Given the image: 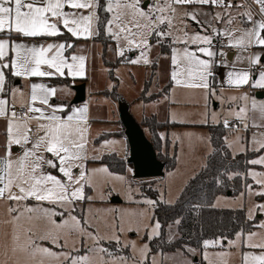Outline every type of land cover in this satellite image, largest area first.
<instances>
[{"label":"snow or ice","instance_id":"1","mask_svg":"<svg viewBox=\"0 0 264 264\" xmlns=\"http://www.w3.org/2000/svg\"><path fill=\"white\" fill-rule=\"evenodd\" d=\"M259 6L260 19H254L252 10L243 3H236L237 9L245 11L233 12V0H154L151 6L143 3V0H0V33H14L12 36L0 37V120L5 122L3 143V155H0V201L9 202L7 212L19 213L13 215L8 223L18 222L25 213H39L46 218L54 227L39 237L40 240H50L57 247H66L67 241L60 243L61 236L58 230L69 229L76 231L81 236L92 239L95 243L100 240L110 239L120 241V235L125 231L123 209L110 208L106 211L116 213L114 219L115 231L110 237L94 235L87 230L76 216L69 215L62 224H57L53 217L63 216L65 212L75 211L73 205L77 201H91L97 197L87 196L85 187L93 185V179L97 173L113 177L114 174L108 167L87 168V161L98 160L99 155L89 157V136L91 125L89 123V103L75 106L71 103H52L58 92L71 94L70 88L65 85L57 88L45 83H32L29 91L25 92L20 87L8 88V74L18 78H52V77H77L86 76V57L83 55H65V52L73 48L69 42L26 44L18 42L17 38H41L57 37L66 33L74 38H93L101 35V30L108 38L116 42L117 54L121 57L126 52L141 49L140 56L131 60V63L141 62L148 64L147 52L156 44H163L166 38H170L173 44H183L184 47L172 48L171 80L178 86L190 88H202L214 92L210 87V78H214L213 65L217 62L213 59L217 55L226 56L223 51H214L216 45L213 40L218 37L227 38V46L247 50L253 45L264 46V0H254ZM214 5L223 9L214 14L204 13L198 10L182 11L185 5ZM72 11H65V8ZM83 10H87L84 14ZM110 14L101 18L100 12ZM211 15L210 20L201 22L198 16ZM192 21L202 29L201 32L189 34L185 18ZM251 22L252 27H241L243 20ZM222 24L218 27L217 24ZM62 29L64 31H62ZM222 47L223 40L216 39ZM195 46L194 49L191 46ZM202 56L206 58H202ZM264 53H252L247 59L249 65L260 64ZM242 57L237 56L240 60ZM226 64V61H220ZM264 68V65H261ZM251 73L249 70H234L227 73V83L237 87L249 84ZM254 86L264 89V70L259 72V78ZM232 100L237 99L232 97ZM242 99L248 100L245 94ZM252 108H259L261 118L264 119V102L257 104L255 99L251 101ZM27 109L17 112L16 108ZM247 108H241L235 115L243 119V113ZM216 121V115L212 116ZM206 123L207 121H201ZM227 126L229 121L223 120ZM261 125H257L260 127ZM247 128L248 124L245 123ZM257 135L260 139H257ZM116 141L105 140L103 146L115 145ZM252 143L256 145L253 151L264 149V133L254 134ZM19 148L14 153L13 149ZM240 151H245L241 148ZM252 165H264V155L248 161ZM57 174H53V171ZM235 175H240L236 173ZM255 183L260 185V191L250 194L264 196V172L251 171L249 173ZM115 179L124 180L123 176H115ZM111 195V193H109ZM243 195V193H242ZM99 199H105L101 194ZM129 199H132L129 196ZM29 200L36 201L35 206H28ZM148 205L155 206L156 201H144ZM47 203L58 206L64 211L57 212L55 207H44ZM15 205V206H14ZM264 212V204L255 205L249 209L248 219H254L255 209ZM89 211H91L89 209ZM31 218V217H29ZM180 223L179 220L176 221ZM264 229V220L258 225ZM160 223L157 221L151 230L152 236L159 235ZM31 232L32 229L27 230ZM128 231L139 232V228L129 227ZM243 233L236 234V240L229 241V246L236 245ZM19 240V235L14 236ZM246 242L252 249H260L255 252L244 254V264H264V232H250ZM204 246L221 243L219 240H205ZM32 247V253H39L44 257L51 258L63 264H91L88 255L73 257L71 252H56L51 248L35 244L32 237L27 240ZM124 247H131L134 252L141 254L140 264L148 259L150 249L144 244L139 249L135 241H128ZM99 252L108 253V250L100 247ZM78 251V250H77ZM91 251V250H90ZM189 251H194L189 249ZM224 259L230 255L227 252L217 253ZM204 259L209 261V253H204ZM121 264H127L128 257H115ZM40 264H44L41 260ZM152 264H156L153 258Z\"/></svg>","mask_w":264,"mask_h":264},{"label":"rangeland","instance_id":"2","mask_svg":"<svg viewBox=\"0 0 264 264\" xmlns=\"http://www.w3.org/2000/svg\"><path fill=\"white\" fill-rule=\"evenodd\" d=\"M152 5L154 0H143V3ZM186 9L188 12L194 10L193 5H185L182 11ZM212 7L202 8L198 11L213 14ZM110 15V14H109ZM198 19L203 22L211 19V15H201ZM185 23L188 25L187 31L189 34L195 32H201L202 29L191 20L190 17L185 18ZM218 25V24H217ZM222 26V24H220ZM224 44H227V38L223 37ZM153 47L147 52L148 59L151 63L145 64L143 62L139 64L131 63V60L137 59L140 56L141 49H134L133 51L126 52L123 57L117 54V45L113 41L109 44L107 57L111 60V65L107 66L102 64V73L99 74L100 80L105 88L109 89L111 94L95 93L93 96H88L87 102L93 106V116L99 115L105 121L98 123L93 120V124L90 129V144H89V157L99 155L102 157L106 152L111 151L109 149H119L123 152H127L129 156V143L126 141L127 137L124 134V126L120 121V105L121 102L126 103L129 106V112L131 114V120L137 123L143 133L148 138H152L153 134L149 127L142 125V119L145 116H152L153 114H160L162 111L160 108L159 99L148 100L141 98L142 92L145 89V82L150 75L152 80L150 87L148 88V94L159 92L164 89V83H166L171 77L173 71V65L171 57L173 55V47H184L183 44H173L170 38H166L163 44H156L152 41ZM168 46L170 48V54L162 52V48L165 49ZM192 49L195 46H191ZM239 52V49H235ZM135 54V55H134ZM134 55V56H133ZM239 56V53L236 57ZM235 57L234 60L228 59L225 66H222L220 77H218V85L212 84L210 87L214 89V92L202 88H190L187 86H178L173 81V88L167 94V98L171 112H175V117L178 119L189 122L195 121L202 123L201 121H207L203 124H219L223 123V120L227 119L230 127V132L226 136L228 147L234 154L244 153L247 151H253V147H256L252 143V137L254 134L264 133L261 130H254L249 127L248 122L249 109L248 106L243 103L239 107V87L235 85H229L227 83V73L234 70H239V60ZM119 58H122V62H117ZM202 58H206L202 56ZM259 66V65H258ZM112 74L111 77V68ZM261 67V66H259ZM219 73V72H218ZM71 94H64L66 97V103H72L74 98L73 89L74 85L69 86ZM116 92L119 96L117 99L114 95ZM164 96V95H163ZM165 97V96H164ZM232 97L237 99L232 100ZM162 99V98H160ZM163 98L162 100H164ZM84 102L73 104L80 106ZM247 108L246 113H243L244 117L241 119L235 115L241 108ZM213 114L216 115V121L212 119ZM96 116H94L95 118ZM239 120L237 125H231V123ZM237 123V122H236ZM247 123L249 128H245L244 124ZM167 129V130H166ZM160 129L159 133L164 138L167 136L170 139L171 147L170 152L176 154L177 164L174 169H170L165 172L164 176L159 177H147V178H134V170L131 164L127 163V171L125 173L113 172L105 163L98 160L87 161V168L89 170L93 168L108 167V169L114 174L113 177H108L105 174L97 173L93 179V185L91 187H85V193L87 196L97 197L91 201H77L73 207L75 211L65 212L63 216L53 217L57 224H62L64 220L69 218V215L76 216L87 230L93 232L94 235L102 237H110L115 231L114 225L117 221L114 217L116 213H109L106 210L110 208L123 209L124 211V229L123 233H116L120 235V241L103 239L99 243H95L92 239L81 236L79 232L69 231V229L58 230L61 236L60 243L67 241L66 247H57L52 244L50 240H40L39 237L54 226L48 222L46 218H42L39 213H27L25 212L18 222L8 223L12 219L13 215H19V213L8 214L7 208L9 202L0 201V264H40L43 260L44 264H59L58 261L51 258L44 257L39 253L33 254L32 247L34 245H28V237L31 236L35 244L42 247L51 248L56 252H71L73 257L80 255H88L91 259V264H121L120 261L115 260V257H128L127 264H140L141 254L137 250L133 251L131 247H124L123 244L128 241H135L137 249L144 244L148 245L150 251L148 252V259L143 264H152L153 258L156 264H209V261L204 259V253H209V260L212 264H224V259L216 255L220 252H227L230 255L226 258L227 264H244V254L247 252L259 253L260 249H252L248 247L246 242L247 234L250 232H264V229H260L257 226L252 231L243 233L240 240L236 245L229 246V241L236 240V236L228 241H221V243L215 245H209L201 249H195L187 246L186 249H178L175 251H157L152 252L150 243L156 237L151 235V230L158 221L155 216V206L148 205L144 201H164L168 204L176 202L184 189L187 182L195 176V174L204 166L206 158L209 153L212 152V144L210 141L209 130L202 126H170L168 128ZM249 129V130H248ZM105 131H115L123 137H117L112 135L106 140L116 141L115 145L103 146V142L99 143L98 138ZM257 139L260 136L257 135ZM105 141V140H104ZM243 148L245 151H240ZM263 150V151H262ZM254 159L261 155H264V149H262ZM258 151V152H260ZM257 152V151H256ZM120 155V153H118ZM127 158H124L127 161ZM53 174H57L55 170ZM251 171L264 172L263 168L250 167L245 173L244 177H249L250 182H244L243 189L238 193L229 194L224 193L216 197L214 205L219 208L229 209H245L248 217L250 208L255 205L264 204V196L250 194L248 186H251L252 192L260 191V185L255 183V179L249 175ZM115 176H123L124 180L115 179ZM146 189V190H145ZM152 190H157V197L148 195ZM111 193V195H109ZM148 193V194H147ZM243 193V195H242ZM103 194L105 199L101 200L98 197ZM129 196L132 199H129ZM113 197H119L120 202H113ZM26 203L28 206H35L36 201L29 200ZM15 206V205H14ZM44 207H55L57 212L64 211L58 206H52L47 203ZM89 209L91 211H89ZM31 217V218H29ZM255 225H258L261 220H264V212H261L258 208L255 209L254 219ZM159 222V221H158ZM139 228V232L128 231V228ZM31 228L32 231L27 230ZM160 234V228H159ZM242 233V232H240ZM19 235V240H14V236ZM103 247L108 250L107 253L99 252V248ZM193 249L194 251H189ZM78 250V251H77ZM91 250V251H90ZM63 264H69V261H64Z\"/></svg>","mask_w":264,"mask_h":264},{"label":"trees","instance_id":"3","mask_svg":"<svg viewBox=\"0 0 264 264\" xmlns=\"http://www.w3.org/2000/svg\"><path fill=\"white\" fill-rule=\"evenodd\" d=\"M105 2L106 0H101V4ZM100 15L103 19L109 14L101 11ZM96 39L103 44L105 63L110 66L112 62L107 57V51L113 40L108 38L103 30ZM162 52L170 54V48L165 49L163 47ZM122 61V58L117 60L118 63ZM110 68L112 77L114 75L112 74V67ZM213 71L215 74L217 67H214ZM6 72L9 77L8 71ZM215 76L216 74L214 78ZM151 80L152 75L145 82V89L141 98L146 101L155 100L170 92L171 79L165 83L163 90L148 94ZM70 81V78H55L52 80L53 83L65 84H69ZM108 91L109 89L105 90V94H111ZM114 95L119 99L116 92H114ZM141 122L143 126L149 127L153 134V137L149 139L157 151L158 158L165 163V172L174 169L177 164L176 154L170 152V139L167 136L163 138L159 130L182 124L160 122L155 115L145 116ZM207 128L210 134L212 152L208 154L204 166L187 182L175 203L168 204L159 200L156 203L155 216L161 227L160 234L150 243L152 252L175 251L186 249L187 246L201 249L204 247L203 242L205 240L221 239L228 241L234 238L237 233H246L256 227V220H249L245 209L219 208L214 205V201L220 194L229 191L232 193L240 192L243 189L244 182H250L249 177H244V173L252 167V164L248 161L256 157L259 152L247 151L234 154L226 144V136L230 132V127L219 123L209 124ZM111 134L112 132L102 134L98 141H102ZM99 161L105 163L113 172L125 173L127 171L128 161H125L117 152H107ZM236 173L240 175H235ZM153 191L157 193V190H152L150 194H147L157 197ZM177 220L180 221L179 224L176 223Z\"/></svg>","mask_w":264,"mask_h":264},{"label":"crops","instance_id":"4","mask_svg":"<svg viewBox=\"0 0 264 264\" xmlns=\"http://www.w3.org/2000/svg\"><path fill=\"white\" fill-rule=\"evenodd\" d=\"M227 2V0H226ZM236 3H243L242 0H233V4L234 7L231 9V11L236 12V11H245L244 9H236L235 4ZM194 6V9H202L207 8V7H212V12L213 14L216 11H222L223 9L221 8H217L214 5H197V4H191ZM257 8L259 9V6L256 4ZM65 11H72V9L70 8H65ZM84 14H87V10H83ZM255 19H260V17H255ZM196 23V22H195ZM218 27H222L220 25V23H218L217 25ZM241 27L244 28H250L252 27L251 24L245 23L244 21L241 23L240 25ZM62 31H64L62 29ZM6 36H12L13 38L15 37L14 33H0V37H6ZM18 42L22 41L26 44H47V43H61V42H69L72 43L74 45L73 48L68 49L65 52V55L70 56V55H83L86 57V76L85 77H77L75 79L71 78V77H52V78H18V77H14V76H9L7 75L6 72V76L8 77V84L7 87L8 88H12V87H20L23 91L28 92L29 91V87L32 83H45L48 84L50 86H55L58 89L59 88H63L65 85L72 86V85H77L81 82H85L87 84V99L88 96H93L95 93H99L100 95L105 94V90H107L108 88H105L100 80L99 74L102 73V64L104 63V65H106L105 63V59H104V46L103 44L98 41L96 39V37L93 38H88V39H84V38H74L71 37L70 34L66 33L62 36H57V37H41V38H17ZM216 39L219 40H224L223 37H218ZM216 39L213 40V44L216 45V47L213 49L214 51H223V52H227V59L225 60L226 62L228 61V59H230L231 61L235 59L236 55L239 53V56L242 57L239 60V70H249L251 73V80L249 82V84L247 85H243V86H239V107L245 103L246 106H248L249 109V114H248V122H250V126L251 128H254V130H261L264 131V119L261 118V113L259 108L253 109L252 108V104L251 101L252 99H255V101L257 102V104H259L260 102H264V89H260L258 87L254 86V81L257 80L259 78V72L264 70V68L260 67V69L253 71L252 70V65L250 66L247 59H244V57H247L248 55L252 54V53H264V46H258V45H253L250 48H248L247 50H241L239 48H235V47H231V46H227V44H224L225 46H221L220 44H217ZM235 49H239V52H236ZM135 55V54H134ZM133 55V56H134ZM169 55V54H168ZM217 63L213 65L214 67H217V71H216V76L214 79L210 78L213 86L218 85V77H220V73H221V69L222 66L224 67L225 64H220L215 57L213 58ZM256 66H261L264 65V56L261 57V62L260 64H255ZM214 72V71H213ZM219 72V73H218ZM55 78H70L71 81L69 84H65V83H53L52 80ZM83 79V80H82ZM171 79V77L169 78ZM165 85V83H164ZM173 86V83H172ZM171 86L170 90L173 88ZM231 86V85H230ZM237 87V86H236ZM259 91V95L263 96V98H257L256 97V93ZM75 88L73 89V95L75 96ZM157 93V92H155ZM65 93L63 92H58L57 93V97H54L52 99V103L57 104V103H66V97L64 96ZM247 94V96L249 97L248 100H244L242 99V97ZM165 96V97H164ZM162 95L159 98L160 101V108H161V112L160 114H153L157 117V119L160 122H177V123H181L182 125H177L178 127L181 126H186V125H192V126H202V127H206L207 128V124H203V123H199V122H195V121H189V122H185L182 121L180 119H178L177 117H175V112H171L168 103L169 100L166 97V95ZM160 98H165L164 100L160 99ZM87 99L85 101V103H89L87 102ZM90 105V110H89V123L92 126L93 124V120L97 122V124L104 122L105 120L102 119L101 117H99V115H94L96 116L94 118L93 114V106L91 108V104ZM17 108H19V106H17ZM240 123L239 120H236L234 123ZM209 125V124H208ZM257 125H261L260 127H257ZM4 126H5V122L0 120V155H3L4 149H3V143L5 140V135H4ZM174 126V125H173ZM172 126V127H173ZM176 126V125H175ZM247 127V128H249ZM166 129V128H164ZM163 129V131H164ZM167 130V129H166ZM249 130V129H248ZM106 132H112V134L109 137L106 138H110L112 135H115L117 137H123V135L121 134H114L115 131H105L102 134L106 133ZM101 134V135H102ZM100 135V136H101ZM103 139L102 141H99V143L104 142ZM127 141V139H126ZM227 143V140H226ZM228 146V144H227ZM230 149V148H229ZM111 151L108 152H117L120 153V155L123 158L128 157L127 156V152H123V150H119V149H109ZM19 151L18 147H15L13 149V152L16 153ZM263 151V150H262ZM260 151L259 154L262 152ZM107 153V152H106ZM233 153V152H232ZM255 158V157H254ZM253 158V159H254ZM252 167H259V168H263V165H252Z\"/></svg>","mask_w":264,"mask_h":264},{"label":"water","instance_id":"5","mask_svg":"<svg viewBox=\"0 0 264 264\" xmlns=\"http://www.w3.org/2000/svg\"><path fill=\"white\" fill-rule=\"evenodd\" d=\"M147 3V2H146ZM148 4V3H147ZM75 96L73 104H78L87 99V84L81 82L74 86ZM257 98H263L256 93ZM121 121L125 128V134L129 143V156L127 161L133 166L134 178L159 177L165 175V163L158 158L157 151L151 140L143 133V129L131 120L129 106L121 102ZM231 194V191L228 192ZM113 202H120L119 197H113Z\"/></svg>","mask_w":264,"mask_h":264},{"label":"built area","instance_id":"6","mask_svg":"<svg viewBox=\"0 0 264 264\" xmlns=\"http://www.w3.org/2000/svg\"><path fill=\"white\" fill-rule=\"evenodd\" d=\"M243 4H246L247 6H249L252 10V13H253V16H254V19L255 17H260V11L259 9L257 8L256 4L254 3V0H242ZM237 9V8H236ZM246 10V9H244ZM245 23H248V24H251V22L247 21L246 19L243 20ZM252 25V24H251ZM227 53V52H226ZM215 59L220 62V61H225L227 59V55L226 56H221V55H217L215 57ZM252 70L253 71H256L258 69H260L259 66H256L255 64L252 65ZM17 112H21V111H27V109H20V108H16ZM238 123H231V125H237Z\"/></svg>","mask_w":264,"mask_h":264}]
</instances>
